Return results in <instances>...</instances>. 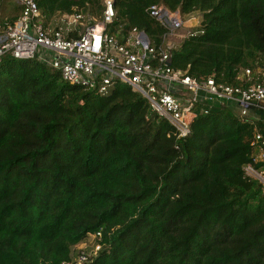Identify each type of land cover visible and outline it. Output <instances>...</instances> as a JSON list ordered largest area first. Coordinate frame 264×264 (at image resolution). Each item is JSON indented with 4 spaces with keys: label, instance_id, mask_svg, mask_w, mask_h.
<instances>
[{
    "label": "trees",
    "instance_id": "trees-1",
    "mask_svg": "<svg viewBox=\"0 0 264 264\" xmlns=\"http://www.w3.org/2000/svg\"><path fill=\"white\" fill-rule=\"evenodd\" d=\"M35 1L45 25L56 14L101 19L104 9L102 0ZM154 3L200 13L196 33L170 50L174 69L240 85L245 67L263 65L264 0H115L107 32L123 39L136 28L162 45L166 29L147 13ZM194 111L179 137L120 82L101 94L36 57L4 56L0 264H264V188L245 172L264 165L252 144L256 131L264 139V104L243 119L227 104ZM97 232L96 254L73 261Z\"/></svg>",
    "mask_w": 264,
    "mask_h": 264
},
{
    "label": "built area",
    "instance_id": "built-area-1",
    "mask_svg": "<svg viewBox=\"0 0 264 264\" xmlns=\"http://www.w3.org/2000/svg\"><path fill=\"white\" fill-rule=\"evenodd\" d=\"M14 3L18 7L16 19L0 29V61L7 55L20 60L36 57L58 71L69 84L95 89L101 94L120 82L140 93L151 111L167 121L179 137L189 133L196 104L203 113L216 104L231 105L242 119L252 107L264 104V63L245 67L240 85L217 81L213 75L196 79L171 67L170 50L196 33L200 14L185 15L179 8L171 10L163 3L149 5L148 15L166 29L164 43L156 47L144 31L136 28H130L123 39L107 32L116 17L115 0H102L101 19L75 12L63 14L52 27L43 23L35 0H14ZM183 27L187 32L180 35ZM168 37L178 41L171 43ZM252 144L258 149L253 161L264 162V139L258 131ZM247 168V175L256 178L264 188V165ZM89 236L95 241L93 248L91 252L79 250L73 258L76 263L88 261L100 249V233Z\"/></svg>",
    "mask_w": 264,
    "mask_h": 264
},
{
    "label": "rangeland",
    "instance_id": "rangeland-1",
    "mask_svg": "<svg viewBox=\"0 0 264 264\" xmlns=\"http://www.w3.org/2000/svg\"><path fill=\"white\" fill-rule=\"evenodd\" d=\"M198 14H200V13H193L192 15H198ZM16 15H18V10L16 9L14 2L12 0H3L2 3L0 4V22H2L4 20L9 21L10 19L15 17ZM61 17H62V15L56 14L51 19H49L46 24H49L50 27L55 26L59 22ZM188 23H190V22H188ZM193 23H194V21H192V24H190V25L192 26ZM186 32H187L186 28L183 27L179 31V34L185 35ZM167 40L171 43H175L178 41V39L175 37H168ZM43 54L50 56L48 53H43ZM245 172H246V174L249 173L248 168H247V170L245 169ZM260 219H261V217L258 216V217H254L251 221H253L255 223ZM94 242H95L94 239L91 236H88L82 242H80L79 244H77L74 247L73 254L75 255L81 249H83L87 252H91L93 245H94Z\"/></svg>",
    "mask_w": 264,
    "mask_h": 264
},
{
    "label": "crops",
    "instance_id": "crops-1",
    "mask_svg": "<svg viewBox=\"0 0 264 264\" xmlns=\"http://www.w3.org/2000/svg\"><path fill=\"white\" fill-rule=\"evenodd\" d=\"M14 2V0H12Z\"/></svg>",
    "mask_w": 264,
    "mask_h": 264
}]
</instances>
